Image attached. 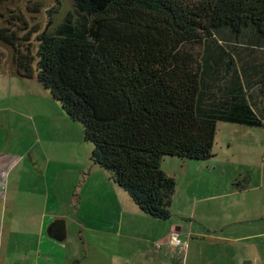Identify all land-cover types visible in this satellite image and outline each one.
Segmentation results:
<instances>
[{
  "label": "trees",
  "instance_id": "trees-1",
  "mask_svg": "<svg viewBox=\"0 0 264 264\" xmlns=\"http://www.w3.org/2000/svg\"><path fill=\"white\" fill-rule=\"evenodd\" d=\"M72 2L55 29L17 16L24 26L1 28L0 43L18 76L37 74L83 124L93 161L145 213L169 219L177 181L164 157L209 160L220 121L264 124V0Z\"/></svg>",
  "mask_w": 264,
  "mask_h": 264
},
{
  "label": "crops",
  "instance_id": "crops-1",
  "mask_svg": "<svg viewBox=\"0 0 264 264\" xmlns=\"http://www.w3.org/2000/svg\"><path fill=\"white\" fill-rule=\"evenodd\" d=\"M9 79L4 73L0 82ZM33 158L36 170L14 176L0 160V251L4 247L6 262L14 246L18 264H264V156L254 171L233 167L234 176L218 171L212 181L209 173L200 181L187 173L181 191L176 180L169 219L145 213L107 175V185L62 191L46 160ZM242 176L249 184L237 187ZM59 219L66 227L62 241L49 235ZM173 230L186 247L169 243Z\"/></svg>",
  "mask_w": 264,
  "mask_h": 264
},
{
  "label": "rangeland",
  "instance_id": "rangeland-1",
  "mask_svg": "<svg viewBox=\"0 0 264 264\" xmlns=\"http://www.w3.org/2000/svg\"><path fill=\"white\" fill-rule=\"evenodd\" d=\"M72 9V0H0V29L24 26L17 18L23 16L28 29L53 30ZM221 42L230 51L238 47L245 57L251 55L252 60L255 58V51L246 43L233 40L229 43L222 38ZM1 54L0 79L4 73H9L10 79L7 85L0 82V160L8 164L10 175L36 170L38 165L33 161V155L40 154L62 191L79 190L83 183L93 187L107 185L105 178L106 175L108 179L111 177L110 172L93 161V144L85 139L83 124L67 114L61 102L39 81L37 74L31 78L11 75V48L0 43ZM213 151L215 155L211 160L165 156L162 168L175 176L180 191V187L187 183V173L196 181L205 179L204 174L209 173L212 181L214 172L218 171L234 176L233 167L254 171L255 164L264 156V124L249 127L220 121ZM86 177L89 178L87 183L84 181ZM235 183L243 188L249 184V179L242 176ZM11 251L6 262L2 254L5 249H1L0 264H18L14 246Z\"/></svg>",
  "mask_w": 264,
  "mask_h": 264
},
{
  "label": "water",
  "instance_id": "water-1",
  "mask_svg": "<svg viewBox=\"0 0 264 264\" xmlns=\"http://www.w3.org/2000/svg\"><path fill=\"white\" fill-rule=\"evenodd\" d=\"M49 235L59 241L64 240L66 237L65 221L62 219L55 221L50 227Z\"/></svg>",
  "mask_w": 264,
  "mask_h": 264
},
{
  "label": "built area",
  "instance_id": "built-area-1",
  "mask_svg": "<svg viewBox=\"0 0 264 264\" xmlns=\"http://www.w3.org/2000/svg\"><path fill=\"white\" fill-rule=\"evenodd\" d=\"M169 243L171 245H177V246L186 247L185 240L182 238L180 232L177 231V230H173L171 232L170 237H169Z\"/></svg>",
  "mask_w": 264,
  "mask_h": 264
}]
</instances>
